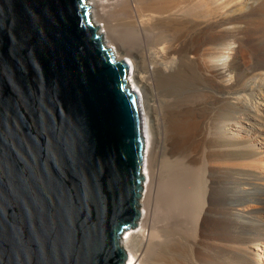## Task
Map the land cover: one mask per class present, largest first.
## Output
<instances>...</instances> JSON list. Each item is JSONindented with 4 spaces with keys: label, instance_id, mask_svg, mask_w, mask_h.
<instances>
[{
    "label": "bare ground",
    "instance_id": "1",
    "mask_svg": "<svg viewBox=\"0 0 264 264\" xmlns=\"http://www.w3.org/2000/svg\"><path fill=\"white\" fill-rule=\"evenodd\" d=\"M255 1L87 0L141 112L126 264H264V49L235 26Z\"/></svg>",
    "mask_w": 264,
    "mask_h": 264
},
{
    "label": "water",
    "instance_id": "2",
    "mask_svg": "<svg viewBox=\"0 0 264 264\" xmlns=\"http://www.w3.org/2000/svg\"><path fill=\"white\" fill-rule=\"evenodd\" d=\"M87 0H0V264H126L145 142Z\"/></svg>",
    "mask_w": 264,
    "mask_h": 264
},
{
    "label": "rangeland",
    "instance_id": "3",
    "mask_svg": "<svg viewBox=\"0 0 264 264\" xmlns=\"http://www.w3.org/2000/svg\"><path fill=\"white\" fill-rule=\"evenodd\" d=\"M245 8H246V10H245ZM237 13H239V15H241V17L243 18V20H242L243 22L241 21V22H238L235 24L237 29H240L241 31H243V33L240 34V35H242V39L245 41L248 40L247 42H250V43H253V41H254V43L257 42V44L259 46L261 45L260 47L264 49V0H256L255 3L252 5V7L245 6L243 8V5H242V9L239 10ZM242 27H243V29H242ZM244 29H245V31H244ZM246 30H247V32H246ZM244 32H246V33H244ZM243 35H244V37H243ZM229 59H231V57H229ZM248 60H247L248 63L246 62V65L250 66L252 64V61H251V59H248ZM229 74L230 73H227V76H229V79H227V80L232 79L230 77L232 74L231 75H229ZM263 165H264V163H263ZM262 244H264V243H262ZM252 249H254V251H256L255 247H253ZM228 257L229 258H227V256L226 257L223 256L222 263L224 262L223 264H228L230 262L231 264H234L233 262L236 259L233 260V258H230L231 257L230 255ZM235 262H236L235 264H239L242 261L237 258V261H235ZM242 263L245 264L244 262H242ZM242 263H240V264H242Z\"/></svg>",
    "mask_w": 264,
    "mask_h": 264
}]
</instances>
